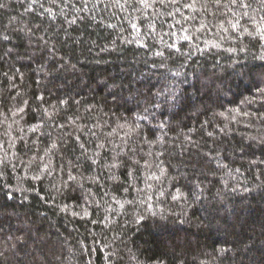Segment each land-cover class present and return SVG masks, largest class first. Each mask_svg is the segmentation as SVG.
I'll use <instances>...</instances> for the list:
<instances>
[{"label": "trees", "instance_id": "obj_1", "mask_svg": "<svg viewBox=\"0 0 264 264\" xmlns=\"http://www.w3.org/2000/svg\"><path fill=\"white\" fill-rule=\"evenodd\" d=\"M0 4V264H264V0Z\"/></svg>", "mask_w": 264, "mask_h": 264}, {"label": "snow or ice", "instance_id": "obj_2", "mask_svg": "<svg viewBox=\"0 0 264 264\" xmlns=\"http://www.w3.org/2000/svg\"><path fill=\"white\" fill-rule=\"evenodd\" d=\"M233 2L235 3V0H233ZM241 6H242V7H248V5H246V4H242ZM0 7H3V5L0 4ZM238 23H239V21H237V24H238ZM236 26H237L236 24H233V25H232L233 28H236ZM133 27H135V25H133ZM258 31H260V29H258ZM261 36L264 37V31H261ZM41 99H42V98H41ZM21 111H23V109H21ZM37 127H39V126H37ZM31 130H32V131H35L36 129L33 128V129H31ZM81 147H83V145H81ZM92 162H93V163H96L95 160H93ZM116 166H117V165H115V164L111 165V167H116ZM162 171H163V170H162ZM129 175H131V173H129ZM37 178H38V177H37ZM180 198H183L182 195H181V196H175V195H174V196L172 197L173 200H177V199H180ZM74 215H77V214L74 213ZM85 215H87V212L85 213ZM138 222H139V221H138Z\"/></svg>", "mask_w": 264, "mask_h": 264}]
</instances>
